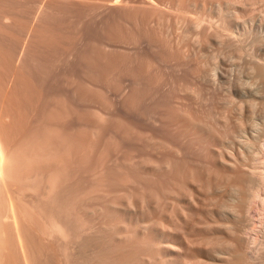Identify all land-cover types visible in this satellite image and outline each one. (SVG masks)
<instances>
[{"label":"rangeland","instance_id":"obj_1","mask_svg":"<svg viewBox=\"0 0 264 264\" xmlns=\"http://www.w3.org/2000/svg\"><path fill=\"white\" fill-rule=\"evenodd\" d=\"M115 1L0 0V264H72L71 236H65L71 232L72 185L78 170L85 176L92 155L104 156L118 144L133 146L140 133L151 134L150 139L161 129L172 133L166 128L173 125L177 135L187 133L181 142L191 137L185 147L180 142L177 154L190 162L198 144L192 141L194 126L187 130V123L200 122L223 136L228 132L214 121L211 103L196 106L183 94L184 70L198 62L193 56L201 27L193 22L217 0ZM235 1L242 7L237 15L264 35V0ZM223 57L219 71L230 78L241 74L244 59L234 65ZM173 77L184 102L179 96L178 102L170 99ZM206 105L214 116L209 108L204 111ZM258 132L264 140V124ZM161 138L151 139L155 146L149 147H158ZM169 140L161 141L167 149ZM183 147L190 149L183 152ZM160 148L149 149L150 158L162 160L166 154L160 152L167 149ZM200 161L188 163L187 170L209 166ZM171 178L166 184L176 183ZM259 206L250 211L256 224ZM61 222L68 233L56 227L55 232Z\"/></svg>","mask_w":264,"mask_h":264},{"label":"bare ground","instance_id":"obj_2","mask_svg":"<svg viewBox=\"0 0 264 264\" xmlns=\"http://www.w3.org/2000/svg\"><path fill=\"white\" fill-rule=\"evenodd\" d=\"M241 8L235 0H217L214 7L204 8L196 22L191 21L194 27H201V37L193 56L198 59L195 69L188 65L184 70L185 100L196 106L211 103L214 121L228 127L223 136L198 121L184 126L187 130L194 126L195 131L189 129L194 131L192 141L198 144L193 154L209 166L204 162L207 168L197 166L198 162L193 171L187 170L188 163L193 165L195 159L193 162L188 157L190 162L185 161L186 154L183 160L177 157L180 139L187 133L182 137L183 131L177 130V135L171 121L172 128L166 129L172 133L159 131L165 133L159 134L165 138L161 141L171 140L169 149L161 141L165 146L158 142L154 147L159 138L155 130L158 138L152 136L153 143H149L151 134L143 133L144 138L140 133L138 142L133 139V146L120 148L118 144L113 151L106 148L104 156L92 155L85 176L78 170L72 185L71 234L65 235L71 236L72 264H264V140L258 132L264 124V35L237 15ZM251 45L261 51L250 53ZM220 55L225 61L232 59L231 64L244 59L241 74L230 78L219 71ZM229 65L224 70L228 71ZM178 90L173 77L172 102H178V96L184 102L186 96H180ZM206 107L211 109L206 105L204 111ZM176 114L173 110L171 118ZM190 138L182 140L181 146H186L185 141L191 144ZM148 143L154 146L150 148ZM159 147L168 150L160 152L166 154L162 160L150 158L148 150ZM171 177L177 179L176 183ZM168 178L176 188L166 184ZM82 184L87 185L85 190ZM258 204L262 208L256 224L250 211ZM55 227L62 234L70 230L62 222Z\"/></svg>","mask_w":264,"mask_h":264}]
</instances>
